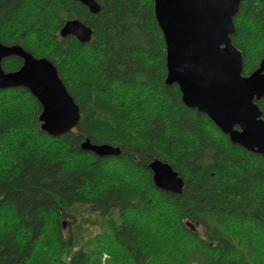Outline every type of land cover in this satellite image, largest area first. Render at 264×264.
I'll return each mask as SVG.
<instances>
[{
	"label": "trees",
	"instance_id": "16d2710c",
	"mask_svg": "<svg viewBox=\"0 0 264 264\" xmlns=\"http://www.w3.org/2000/svg\"><path fill=\"white\" fill-rule=\"evenodd\" d=\"M95 1L98 14L74 0H0V43L53 62L81 110L53 138L35 96L0 91V264H264V156L166 84L155 0ZM71 20L90 42L62 38ZM234 23L249 76L264 59V0H244ZM87 140L121 154L84 151ZM155 160L184 179L182 195L155 186Z\"/></svg>",
	"mask_w": 264,
	"mask_h": 264
},
{
	"label": "water",
	"instance_id": "95a60500",
	"mask_svg": "<svg viewBox=\"0 0 264 264\" xmlns=\"http://www.w3.org/2000/svg\"><path fill=\"white\" fill-rule=\"evenodd\" d=\"M98 14L95 0H74ZM244 0H155L156 20L167 48V85H178L186 107L205 114L234 145L264 156V114L257 102L264 99V59L251 75H244V60L232 42L234 19ZM62 38L81 43L93 31L79 20L68 21ZM19 57L18 71L5 72L3 61ZM27 89L42 106V130L59 138L77 128L80 107L47 58H37L21 46L0 43V91ZM84 151L100 157H118L120 148L82 144ZM155 186L174 195L184 192V179L173 168L155 160L150 165Z\"/></svg>",
	"mask_w": 264,
	"mask_h": 264
},
{
	"label": "rangeland",
	"instance_id": "374dc122",
	"mask_svg": "<svg viewBox=\"0 0 264 264\" xmlns=\"http://www.w3.org/2000/svg\"><path fill=\"white\" fill-rule=\"evenodd\" d=\"M67 227V226H66Z\"/></svg>",
	"mask_w": 264,
	"mask_h": 264
}]
</instances>
